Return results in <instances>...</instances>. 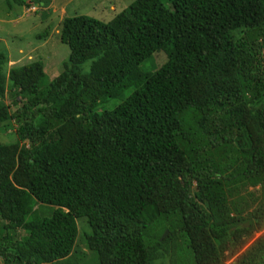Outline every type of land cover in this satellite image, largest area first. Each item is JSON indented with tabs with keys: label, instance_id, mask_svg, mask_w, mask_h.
<instances>
[{
	"label": "trees",
	"instance_id": "trees-1",
	"mask_svg": "<svg viewBox=\"0 0 264 264\" xmlns=\"http://www.w3.org/2000/svg\"><path fill=\"white\" fill-rule=\"evenodd\" d=\"M60 27L51 80L0 55V129L17 136L0 145V264L62 263L79 218L96 264H222L264 227V205L238 207L264 183V0H132ZM232 264H264V238Z\"/></svg>",
	"mask_w": 264,
	"mask_h": 264
},
{
	"label": "rangeland",
	"instance_id": "rangeland-1",
	"mask_svg": "<svg viewBox=\"0 0 264 264\" xmlns=\"http://www.w3.org/2000/svg\"><path fill=\"white\" fill-rule=\"evenodd\" d=\"M121 0L120 2H122ZM132 0L123 2L117 9L116 13H103L100 11L104 9L105 4L98 5L93 9L91 3L82 6L72 5L67 9L66 16L72 17L77 15H86L98 20L107 22L111 20L115 14L124 10ZM118 2V3H120ZM126 5V6H125ZM125 6V7H123ZM40 9L38 6H30L27 9L14 8L11 11L7 10L4 2L0 0V55H7L9 58L8 68L13 66H21L30 63L34 60H40L43 65V70L48 80L58 76L63 70L64 61H67L69 49L66 45L62 44L59 40V32L61 21H59L60 14H51L52 18L46 20L47 10ZM51 10V9H50ZM112 11V10H111ZM16 13V14H15ZM45 14V15H44ZM48 32V37L39 38L40 35L45 34V29ZM240 32H233L232 37L240 36ZM44 40V41H43ZM156 64L160 65L166 61L164 53L155 54ZM90 62H85L82 67V72L89 70ZM126 92V91H125ZM123 92V96L119 99H112L104 104H100L96 111L102 112L103 110H113L118 106L124 96L128 94ZM6 104L9 101L4 100ZM16 106H11L10 111L13 112ZM16 125L11 122L1 126L0 129V145H10L16 142ZM243 200H239L238 207L242 211V215H249L256 211L259 207L264 205V183L260 187L248 188ZM54 210V207H47L43 212L45 216H49ZM78 227V235L76 239L75 248L69 258L60 264H96V255L90 252L86 247V235L90 233V228L84 218L76 220ZM264 238V227L260 231L246 239L241 247L233 254L228 253L227 250L223 251L222 264H232L234 261L245 253L251 246L258 240ZM158 264V263H157Z\"/></svg>",
	"mask_w": 264,
	"mask_h": 264
},
{
	"label": "crops",
	"instance_id": "crops-1",
	"mask_svg": "<svg viewBox=\"0 0 264 264\" xmlns=\"http://www.w3.org/2000/svg\"><path fill=\"white\" fill-rule=\"evenodd\" d=\"M120 1L121 0H48L49 5L45 9L47 10L46 15L50 17L49 19L52 18L51 14H58L59 13L60 14L59 21H61L63 16L66 15L67 9L69 7H71L73 4L78 5V6H82V5H85L87 3H91L93 6V9L96 8L98 5L105 4L106 6L104 7V9H102L100 11V14H103V13H109V12L116 13L117 9L121 6V4L123 2H126L127 0H123L122 2H120ZM118 2H120V3H118ZM129 4H127V6ZM125 6H123V7H125Z\"/></svg>",
	"mask_w": 264,
	"mask_h": 264
},
{
	"label": "water",
	"instance_id": "water-1",
	"mask_svg": "<svg viewBox=\"0 0 264 264\" xmlns=\"http://www.w3.org/2000/svg\"><path fill=\"white\" fill-rule=\"evenodd\" d=\"M167 234V231H165V233L163 234V236H165Z\"/></svg>",
	"mask_w": 264,
	"mask_h": 264
},
{
	"label": "clouds",
	"instance_id": "clouds-1",
	"mask_svg": "<svg viewBox=\"0 0 264 264\" xmlns=\"http://www.w3.org/2000/svg\"><path fill=\"white\" fill-rule=\"evenodd\" d=\"M36 6V5H35Z\"/></svg>",
	"mask_w": 264,
	"mask_h": 264
}]
</instances>
